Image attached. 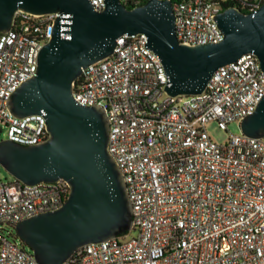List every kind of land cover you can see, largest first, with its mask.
Returning <instances> with one entry per match:
<instances>
[{"label":"built area","instance_id":"2783aa9c","mask_svg":"<svg viewBox=\"0 0 264 264\" xmlns=\"http://www.w3.org/2000/svg\"><path fill=\"white\" fill-rule=\"evenodd\" d=\"M90 1L98 12L106 7L105 0ZM143 1L120 0L126 7ZM171 1L177 39L187 46L224 39L216 16L226 4L245 14L264 4ZM69 16L19 11L13 28L0 34V129L6 128V140L27 146L48 139L45 112L18 118L8 102L36 75L55 21L68 24ZM169 85L145 34L119 37L114 53L83 68L74 83L79 104L106 110L108 151L123 175L137 236L84 245L63 264H264V138L241 131L219 143L207 130L213 122L224 131L234 122L241 126L255 112L264 98L258 57L246 54L221 67L200 94L171 96ZM70 192L65 180L27 185L6 182L0 172V228L60 210ZM9 235L13 239L0 236V264H39L18 235Z\"/></svg>","mask_w":264,"mask_h":264},{"label":"water","instance_id":"95a60500","mask_svg":"<svg viewBox=\"0 0 264 264\" xmlns=\"http://www.w3.org/2000/svg\"><path fill=\"white\" fill-rule=\"evenodd\" d=\"M105 3L98 12L90 0H0V34L13 28L19 11L70 15L68 24L55 21L51 41L39 54L36 75L8 102L18 118L45 112L48 139L27 146L0 141V165L16 180L27 185L65 180L71 187L60 210L26 219L15 228L39 264H63L84 245L133 231L126 184L108 151L106 110L81 105L73 97L83 68L111 56L119 37L147 35L148 47L169 76L166 90L171 96L202 93L218 69L246 54L256 55L264 71V4L249 14L225 9L216 16L224 33L220 43L187 46L177 39L171 0H149L133 7L120 0ZM240 127L250 138H264V98Z\"/></svg>","mask_w":264,"mask_h":264},{"label":"rangeland","instance_id":"374dc122","mask_svg":"<svg viewBox=\"0 0 264 264\" xmlns=\"http://www.w3.org/2000/svg\"><path fill=\"white\" fill-rule=\"evenodd\" d=\"M207 130H208L209 134L211 135V137L213 138V140H215L216 142H219V143L227 141L231 135H239L241 133V127L236 122L231 123L228 126V130H226V131L222 130L218 126L217 123L213 122L207 126ZM2 140H6V128L5 127H2V130L0 129V141H2ZM0 172H1L2 178L6 182H13L15 180V178L10 173H8L4 168H1ZM9 233H13L14 236L16 235V231L12 227L4 226V227L0 228V236L8 237L9 239H13L12 238L13 236H10ZM136 236H137L136 231H131L125 236V239L130 240L132 238H135ZM25 247L30 250V248L28 246H25Z\"/></svg>","mask_w":264,"mask_h":264},{"label":"trees","instance_id":"16d2710c","mask_svg":"<svg viewBox=\"0 0 264 264\" xmlns=\"http://www.w3.org/2000/svg\"><path fill=\"white\" fill-rule=\"evenodd\" d=\"M147 1H148V0H144V1L142 2V4L147 3ZM128 6H129V7H133L134 5H130V4H129ZM225 7H226V8H229V7H231V4H226ZM15 231H16V229H15ZM127 234H128V233H127ZM127 234L121 235L120 237H125ZM16 235H17V232H16Z\"/></svg>","mask_w":264,"mask_h":264}]
</instances>
